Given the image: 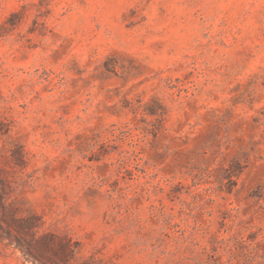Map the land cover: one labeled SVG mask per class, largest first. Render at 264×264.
<instances>
[{"label": "rangeland", "instance_id": "obj_1", "mask_svg": "<svg viewBox=\"0 0 264 264\" xmlns=\"http://www.w3.org/2000/svg\"><path fill=\"white\" fill-rule=\"evenodd\" d=\"M0 264H264V0H0Z\"/></svg>", "mask_w": 264, "mask_h": 264}]
</instances>
